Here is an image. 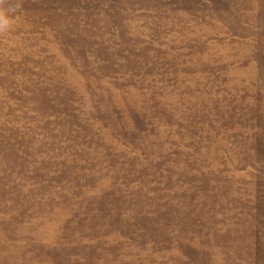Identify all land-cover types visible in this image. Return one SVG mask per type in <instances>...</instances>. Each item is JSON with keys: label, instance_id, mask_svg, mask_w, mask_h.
<instances>
[{"label": "rangeland", "instance_id": "1", "mask_svg": "<svg viewBox=\"0 0 264 264\" xmlns=\"http://www.w3.org/2000/svg\"><path fill=\"white\" fill-rule=\"evenodd\" d=\"M0 264H264V0H0Z\"/></svg>", "mask_w": 264, "mask_h": 264}]
</instances>
